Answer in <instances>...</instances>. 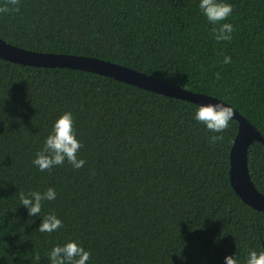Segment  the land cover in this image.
<instances>
[{
    "label": "trees",
    "instance_id": "16d2710c",
    "mask_svg": "<svg viewBox=\"0 0 264 264\" xmlns=\"http://www.w3.org/2000/svg\"><path fill=\"white\" fill-rule=\"evenodd\" d=\"M223 2L234 9L222 22L235 29L230 42L215 40L200 0H20L19 12L0 13V38L215 97L264 139V0ZM198 108L95 73L0 59V264H51L68 242L91 253L88 264H246L264 251V212L230 183L238 122L212 146ZM68 111L86 163L41 172L32 161ZM248 168L264 194L263 143L249 147ZM49 187L56 199L29 216L19 191ZM49 214L63 227L38 232Z\"/></svg>",
    "mask_w": 264,
    "mask_h": 264
},
{
    "label": "clouds",
    "instance_id": "9594fccd",
    "mask_svg": "<svg viewBox=\"0 0 264 264\" xmlns=\"http://www.w3.org/2000/svg\"><path fill=\"white\" fill-rule=\"evenodd\" d=\"M20 0H6L4 6H0V13L19 12ZM199 8L210 24L214 25L211 29L217 42L232 40V33L235 31L230 23L226 21L233 13L231 4L223 0H200ZM218 25V27H216ZM231 62L230 56H224V64ZM219 79V73L216 74ZM234 117V110L225 106L223 103L207 106H199L195 112L194 119L204 124L210 132L214 133L208 138L209 143L215 146L223 141L230 121ZM82 143L77 140L74 129V117L71 111L63 113L54 123L51 134L46 138L43 148L36 153V158L32 161L33 165L41 172L51 173L52 169L62 166L67 161L74 169L79 170L84 167L86 161L79 158ZM92 175H95L93 172ZM57 197L54 188L49 187L44 192L31 191L25 194L19 191V199L23 207L28 210L29 216H40L43 202L53 201ZM63 227V222L55 214L44 216L38 232L51 234ZM91 253L76 242H68L64 246H56L49 253L51 264H88ZM40 257L37 255L36 260ZM225 264H238L235 257L225 258ZM246 264H264V251L257 253L251 251L248 255Z\"/></svg>",
    "mask_w": 264,
    "mask_h": 264
},
{
    "label": "water",
    "instance_id": "95a60500",
    "mask_svg": "<svg viewBox=\"0 0 264 264\" xmlns=\"http://www.w3.org/2000/svg\"><path fill=\"white\" fill-rule=\"evenodd\" d=\"M0 59L31 67L69 68L86 71L199 106L223 103L225 106L231 107L215 97L193 93L140 71L94 57L27 50L11 45L0 38ZM232 109L234 110L233 119L238 122V133L230 151V183L236 194L246 204L264 212V194L260 193L254 185L248 168L249 147L254 141L264 144V139L245 117L240 115L234 108Z\"/></svg>",
    "mask_w": 264,
    "mask_h": 264
}]
</instances>
